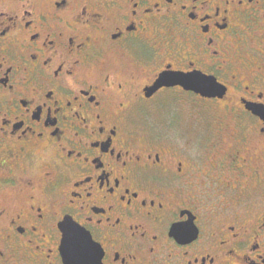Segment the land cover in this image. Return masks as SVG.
Instances as JSON below:
<instances>
[{"label":"flooded vegetation","instance_id":"af4514ba","mask_svg":"<svg viewBox=\"0 0 264 264\" xmlns=\"http://www.w3.org/2000/svg\"><path fill=\"white\" fill-rule=\"evenodd\" d=\"M71 252L264 264V0H0V264Z\"/></svg>","mask_w":264,"mask_h":264},{"label":"water","instance_id":"95a60500","mask_svg":"<svg viewBox=\"0 0 264 264\" xmlns=\"http://www.w3.org/2000/svg\"><path fill=\"white\" fill-rule=\"evenodd\" d=\"M169 76H170L169 80L167 82H165L166 85H168V84H171V85H174V84L186 85L185 83L187 81L188 83H190L189 84L190 86H186L187 88L194 87V86L191 85L192 78H188L186 76L178 75L177 73H176V75L169 74ZM216 89H218L217 86L213 88V90H215V91H216ZM212 95H214L213 92H212ZM68 230L70 231V229H68ZM84 243H85L84 241H82V242L81 241H76V240L74 241L69 236H65V238L63 239V248L74 247L75 245L78 246V247H81V246H84ZM67 259H68L67 260L68 263H70V264H76V263H82V264L85 263L86 264V263L92 262V261H88L89 259H85V256L82 253H80V252H78V253H72L71 252V254L68 253Z\"/></svg>","mask_w":264,"mask_h":264},{"label":"rangeland","instance_id":"374dc122","mask_svg":"<svg viewBox=\"0 0 264 264\" xmlns=\"http://www.w3.org/2000/svg\"><path fill=\"white\" fill-rule=\"evenodd\" d=\"M156 119L157 118L155 117V120ZM177 127L184 129V134L178 136L176 142L185 144L187 141V143H189V138L193 137L191 120L189 118L183 117L181 123H179Z\"/></svg>","mask_w":264,"mask_h":264}]
</instances>
